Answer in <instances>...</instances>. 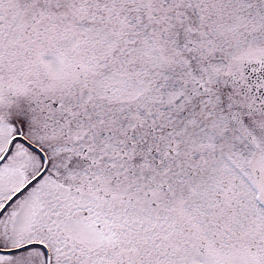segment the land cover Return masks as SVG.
Masks as SVG:
<instances>
[{
    "label": "snow or ice",
    "instance_id": "6c2138e0",
    "mask_svg": "<svg viewBox=\"0 0 264 264\" xmlns=\"http://www.w3.org/2000/svg\"><path fill=\"white\" fill-rule=\"evenodd\" d=\"M0 264H264V0H0Z\"/></svg>",
    "mask_w": 264,
    "mask_h": 264
}]
</instances>
